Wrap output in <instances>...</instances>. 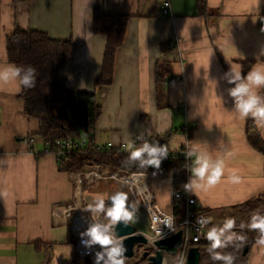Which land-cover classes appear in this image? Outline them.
<instances>
[{
    "label": "crops",
    "instance_id": "1",
    "mask_svg": "<svg viewBox=\"0 0 264 264\" xmlns=\"http://www.w3.org/2000/svg\"><path fill=\"white\" fill-rule=\"evenodd\" d=\"M170 1L172 14L163 13L164 0H0V64L13 63L7 39L17 27L71 40L73 57L59 65L61 82L69 91L96 93L102 110L92 140L120 144L151 130L148 138L175 149L185 143L189 122L191 143L230 149L227 166L242 177L240 184L222 181L192 194L199 209L216 223L234 217L246 225L255 210L264 211V154L249 141L248 119L233 118L232 85L222 77L230 64L246 73L248 61L250 67L257 57L264 61V0ZM98 9L129 17L113 80L99 87L108 37L94 30ZM21 91L0 87V264H86L77 257L71 218L54 214L56 205L79 202L76 184L56 154L36 153L45 147L41 121L28 114ZM149 178L160 206L175 212L174 170ZM96 194L85 188L84 203ZM140 212L134 225L146 233ZM257 251L254 241L246 264Z\"/></svg>",
    "mask_w": 264,
    "mask_h": 264
},
{
    "label": "clouds",
    "instance_id": "2",
    "mask_svg": "<svg viewBox=\"0 0 264 264\" xmlns=\"http://www.w3.org/2000/svg\"><path fill=\"white\" fill-rule=\"evenodd\" d=\"M260 55L264 56V49ZM222 79L232 85L227 89V94L232 99L233 107L230 112L233 118L239 121L250 118L257 130L264 135V61L257 57V62L246 73L242 71V65L230 64ZM36 81L37 69L31 65L0 64V87L11 86L19 92L34 88ZM215 83L217 86L216 81ZM218 99L223 105V97L219 96ZM156 132L162 134L159 128ZM151 135L152 131L146 130V133L137 136L136 139L142 141L139 145L132 139H125L129 152L122 163L126 167L135 166L144 172L149 167L160 169L162 161L169 156L170 146L150 140L148 137ZM184 155L188 161L185 167L190 173L187 182L183 184L186 193L198 196L222 181L233 185L242 182L238 171L227 166L232 152L226 147L214 149L207 142L194 140L187 145ZM119 183L127 191L120 189L112 194H96L83 208L89 213V222L88 227L80 233L81 244L88 250L96 245L100 246L95 251L93 264H126L127 248L117 227L121 224L127 227L137 223L140 204L151 200V192L142 172L134 173ZM130 196H135L136 201L131 202ZM151 218L153 241L165 238V228L175 231V217L170 211H154ZM214 219L210 215L195 219L198 230L209 242L207 253L212 264H235L236 257L233 253L224 250L246 245L247 235L243 231H236L237 228L257 230L258 238L255 243L258 251L251 264H260L261 259H264V211L255 210L246 225H237L234 217H225L220 223H213ZM178 264H184L182 257Z\"/></svg>",
    "mask_w": 264,
    "mask_h": 264
},
{
    "label": "trees",
    "instance_id": "3",
    "mask_svg": "<svg viewBox=\"0 0 264 264\" xmlns=\"http://www.w3.org/2000/svg\"><path fill=\"white\" fill-rule=\"evenodd\" d=\"M128 18L126 15L111 14L99 9L94 14L95 32L106 34L108 37L103 71L96 79L98 87L108 85L113 80L115 54L117 48L124 41ZM10 35L7 39L10 60L17 65H31L37 69L36 86L32 89H22L20 97L25 101L28 114L40 119L41 131L39 135L44 143L48 142L53 149H56L57 140L62 138L92 141L96 122L102 110L96 93L94 91H69L64 88L61 82L59 65L72 60L74 48L72 41L53 39L44 31L26 30L19 27ZM250 64L251 61H248L246 65L248 69ZM163 69L166 72V68ZM248 137L250 143L264 154V137L250 118L248 119ZM134 141L137 145L142 143L137 139ZM156 141L160 142V139ZM160 143L162 144V142ZM127 156L128 153L117 152L109 148H100L89 154L73 151L62 157L60 164L63 170L70 172L94 165H99L103 171L108 173L115 170L143 171L138 170L135 166L126 167L122 162ZM181 166L182 160L179 158L165 159L162 161L160 169L149 167L147 172H165L173 169L175 187L183 189V184L186 183V174L180 170ZM176 201L175 215L179 222L184 215L185 202L181 198ZM205 213L210 214V212ZM235 230L243 231L247 235L246 244L251 245L258 238L257 230H248L247 228ZM208 244L206 239L202 242L189 244V248L192 246L200 248L202 252L200 264H212L207 253ZM244 248L245 246L236 249L229 248L224 251L233 253L236 257L235 264H246L248 254L244 255Z\"/></svg>",
    "mask_w": 264,
    "mask_h": 264
},
{
    "label": "built area",
    "instance_id": "4",
    "mask_svg": "<svg viewBox=\"0 0 264 264\" xmlns=\"http://www.w3.org/2000/svg\"><path fill=\"white\" fill-rule=\"evenodd\" d=\"M163 2V13L164 14H172V4L170 0H164ZM175 81V78L173 79ZM1 110V106H0ZM183 133L186 137L185 143L179 147L172 149L170 148L169 156L167 159H174L179 158L182 160V166L180 167L181 171H184L186 174V182L188 180V177L190 175L189 171L185 167V164L188 162L186 156L184 155L187 151V145L191 143L192 135H193V128L189 124V122H186V124L183 127ZM29 142L34 144L35 137L30 136L28 138ZM91 142V143H90ZM90 142L82 141V140H75L74 138H62L58 139L56 142V149H53L52 146L47 142L44 143V150L43 152L36 151L37 154L41 153H54L56 154L57 158L62 159V157H65L68 155V153H71L73 151H77L78 153H91L93 151H96L100 148H109L111 150H115L117 152L121 153H128L129 150L126 148L125 142H122L120 144H116L114 142H108L107 144H101V143H95L93 140ZM89 143V145H88ZM142 172L145 177V183L149 187V191L151 192V200L142 202L139 206V209L145 210V212L148 213L149 216V232L144 233L146 235V238H148V244L146 246L153 247L154 248V242L152 240V237L154 235L151 224H152V212L157 210H162L165 212H169L164 210L160 204L157 202L155 193L153 191V188L150 183L149 173L144 171H114L106 174L103 172V169L99 165H94L91 167L79 169L70 172V175L76 184V195L79 200V194L81 187L84 185L93 186L98 184L101 180L110 179L113 180L115 185H117V189H123L127 191V188L124 187L119 183L120 180L125 178H130L134 173ZM173 196L175 200L183 199L185 202L184 207V215L182 219L178 222L175 212L172 211L171 214L175 217V231L171 232L168 229H163V232L165 233V238L176 233L179 229H182L183 234V244L179 248L177 254L171 255V257H174V260L168 261V255H165L164 264H178V260L182 257L184 260V264L187 259L188 251H189V244L190 243H198L205 240L203 234L198 230V226L195 224V219L199 216H213L212 214L202 212L199 210V207L197 205L196 197H194L190 193H186L182 188H176L174 189ZM130 201L135 202L136 197L130 196ZM64 210V211H61ZM55 216H67L71 218L70 227L75 232L76 235V244H75V250L77 253V257L79 261H85L87 260V264H93L94 261V254L95 251H98L100 246L96 245L93 247V249L88 250L81 244L80 239V233L83 232L88 227L89 222V216L87 217L86 214L81 210L80 208V202H77V199L72 203L64 207L61 205H56L54 209ZM214 217V216H213ZM216 218L214 219L213 223H215ZM161 240V239H160Z\"/></svg>",
    "mask_w": 264,
    "mask_h": 264
},
{
    "label": "water",
    "instance_id": "5",
    "mask_svg": "<svg viewBox=\"0 0 264 264\" xmlns=\"http://www.w3.org/2000/svg\"><path fill=\"white\" fill-rule=\"evenodd\" d=\"M117 231L124 239V243L127 248L126 258H133V256H135L136 246L148 244V238H146V235L143 232L138 231L134 224L127 227H124L122 224L118 225ZM183 234V230L179 229L176 233L164 239L156 240L154 242L155 253H151L149 250H146L144 252V257L148 256V261L140 264H164L166 254H177L179 248L183 244ZM249 248L250 245L246 244L244 248V255L249 252ZM201 253L202 252L198 246L190 247L185 264H200L202 256Z\"/></svg>",
    "mask_w": 264,
    "mask_h": 264
},
{
    "label": "rangeland",
    "instance_id": "6",
    "mask_svg": "<svg viewBox=\"0 0 264 264\" xmlns=\"http://www.w3.org/2000/svg\"><path fill=\"white\" fill-rule=\"evenodd\" d=\"M115 171H118V170H115ZM103 172L108 174V172H106V171H103ZM115 186H117V185H115L114 181L113 180L111 181L110 179L101 180L98 184L93 185V186H88L87 184L82 186L81 187L82 192L80 191V194H79V202H80L81 210H83V208L86 206V204L83 201V193H84L85 188L88 190L89 189H92V190L95 189L97 192H100L103 194H112L117 189ZM110 189L112 192L110 191ZM106 203H107V201H106ZM138 211H141L140 214L143 218V221H141V224L144 226L143 228L145 230L147 229V232H149V216H148V213L145 212V210H143V209H139ZM83 212L86 214L87 217L89 216L88 212H85L84 210H83ZM142 212H145V214L148 216V219L145 217V215ZM147 223H148V225H147ZM250 232H252V231H250ZM146 250H149L151 253H155V249L153 247H149L146 245H138V246H136V254H134L135 256H133V258H126V264H140V263L147 262L148 256L144 257V255H145L144 252ZM171 260H174V257H171V255H168V261H171ZM81 262L87 264L88 261L85 260V261H81Z\"/></svg>",
    "mask_w": 264,
    "mask_h": 264
}]
</instances>
